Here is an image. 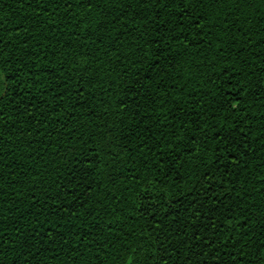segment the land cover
I'll use <instances>...</instances> for the list:
<instances>
[{"label": "trees", "instance_id": "16d2710c", "mask_svg": "<svg viewBox=\"0 0 264 264\" xmlns=\"http://www.w3.org/2000/svg\"><path fill=\"white\" fill-rule=\"evenodd\" d=\"M70 2L67 8L64 0H0V83L12 76L0 88L7 91L0 104L3 264L19 260L24 251H10L13 240L17 246L26 241L31 253L39 249L33 264H126L136 258L132 249L141 247V255L160 256L149 264H198L195 232L203 237L201 248L215 240L203 257L207 264H232L240 239L246 243L245 258L259 264L264 0L214 8L186 4L189 16L206 17L205 35L185 19L176 41L171 9L144 0H93L91 9ZM225 20L234 26L226 28ZM225 81L233 93L245 87L236 97L241 101L236 115L220 111ZM212 128L220 139L232 138L219 165L213 163L222 154L214 151L216 139L201 140ZM194 160L199 169L194 170ZM208 185L207 196L202 195ZM146 194L161 199L149 202ZM61 207L68 211L61 213ZM165 208L172 213L167 219ZM42 209H47L43 215ZM142 209L151 212L143 215ZM246 217L252 221L247 229L237 227ZM89 232L83 243L77 240L76 233L83 239ZM157 233L161 240L171 233V242L154 244ZM225 241L227 247H221Z\"/></svg>", "mask_w": 264, "mask_h": 264}, {"label": "snow or ice", "instance_id": "6c2138e0", "mask_svg": "<svg viewBox=\"0 0 264 264\" xmlns=\"http://www.w3.org/2000/svg\"><path fill=\"white\" fill-rule=\"evenodd\" d=\"M56 3H59V0H55ZM145 3H150L154 8L157 9H163L164 11H167L168 9H171L172 12L169 13V15H171L174 19L177 20V23L175 25H173L171 32L173 34V41L176 40H181L183 33L185 31V25L183 23V21L185 19L188 20L189 23V27L195 28L197 30H199V34L201 36L205 35L204 29L206 28V24H207V19L203 14H198L197 17H191L189 16V7L193 4L195 5H207L209 8H214L216 5H222V4H227V3H234L237 5L246 3L247 0H144ZM92 3L93 0H79V4L81 6H86L89 9H91L92 7ZM189 5V7H185V5ZM64 6L67 8H71L73 5L71 4L70 0H64ZM43 10V9H42ZM110 14V13H109ZM234 14L239 15L238 10H234ZM169 23H171V21H169ZM225 27L226 28H230L233 27L234 24L232 26L228 25L227 20L224 21ZM179 28L180 31L177 32L176 29ZM187 37L184 36L183 40H186ZM183 42V41H182ZM251 42V41H249ZM0 43H3V41H0ZM46 58V57H45ZM152 66L153 67H158V63L156 61L152 62ZM91 69H85V72L90 71ZM223 71V70H222ZM63 72V70L61 69V73ZM49 75H54V73H49ZM223 75L225 77L229 76V72H223ZM236 74L233 73L231 76V79H235ZM58 78V77H57ZM12 79V76L9 75L5 78V81L3 83H0V88H3L6 86L7 82L10 81ZM83 81L81 80L80 83H82ZM225 85L227 86L228 90L225 93V95L221 98V106H220V111H227L228 109H231V112H228V115H236L238 111H240V104L241 101L239 99H237V95L240 93H243L245 91V87L244 86H240L238 88H236L235 93H233V90L231 88V86L228 84L227 81H225ZM60 87H66V83L65 84H61ZM77 91H81V89L79 88V84L77 85ZM221 91H224V89L222 88ZM256 95H258V93H254ZM7 98V91H0V104H3L4 100ZM3 110L0 109V121L3 120ZM205 123H207V121H205ZM240 123H243V120L240 121ZM233 128H235L236 132L239 133L241 132V129L236 125H232ZM211 131L212 135L209 136L208 132ZM220 132L218 130H216L215 128L212 129H206L204 130V135L201 137V140L204 143H208L211 142L213 140V138L216 139L217 141V147L216 149H214V151L216 152H220L222 153L220 156L217 157V159L215 161H213V163L215 165H219L220 161L224 159V155H228V147H229V141L232 139L230 136H225L223 139H220ZM107 141V137L104 138ZM247 137L244 136V138L240 141V147H244V140H246ZM4 140V137L2 135H0V143H2ZM193 143H195V140H193ZM232 144H235V141L232 140ZM107 146L110 148L111 144L108 143ZM185 148H187V144H185ZM75 150V149H73ZM195 152V149H192L191 152L188 153L189 156H192V153ZM92 161L89 160V164H91ZM194 164V170L199 169L200 164L197 161H193ZM228 167H232V165H228ZM14 175V173H13ZM183 178H181L182 180ZM205 179H207V177H205ZM208 188H211V185H208L207 187L204 188V191L202 193V195L207 196V192H208ZM191 191H196V189L190 190V192L187 195L191 194ZM232 191H235V188L232 189ZM61 195H65V193H57L56 196L59 197ZM74 195V193H73ZM210 198V197H209ZM230 198V197H229ZM33 199V205L36 204V200L35 197L32 198ZM47 199H53L52 197H48ZM143 199L152 202V201H158L161 199L160 196H155L153 197L151 194H146ZM77 203L80 204V207H83V201L78 200ZM242 203V201H241ZM155 206V205H153ZM193 208H196V205H193ZM44 211H47V209H42L40 211V214L43 215ZM68 209L61 207L60 212H67ZM142 214L143 215H147L151 212V209H142ZM241 213L244 212V209L241 208L240 209ZM164 212L166 213V215L164 216L165 219H167L168 217L172 216L171 211H169L167 208L164 209ZM79 213V209H76L75 213L72 214H76ZM52 214L55 215L56 214V209L53 208L52 209ZM82 215V213H80ZM153 215V219H156V213H152ZM192 219H194V217H192ZM226 219H231L230 216L226 217ZM60 220H63V215L60 216ZM159 221H157L158 223ZM251 218L250 217H246L244 221H239L237 224V227H243L244 229H247V224L251 223ZM36 223H40L38 220L36 221ZM45 223H48L47 220H45ZM261 223H264V221H262ZM60 225H58L59 227ZM214 229L215 228H219L222 227V225H213ZM17 231H19V229H17ZM154 230H150V235L151 232ZM231 231V229H230ZM3 233L0 232V236H2ZM51 235L53 237L59 235V233H51ZM88 235H91V233H86L85 236L83 237V239L80 238L79 233H76V237L77 240H79L80 243H83L84 240H87ZM238 235H240L241 237H243L244 235H246L245 232H240L238 233ZM171 233H169L167 236H165L164 240L160 239L159 233L156 234V236L154 237V244H158L161 247L163 246L165 241H168L169 243L171 242L170 239ZM48 237L45 236L44 239H47ZM194 238L197 240V243L195 245V247L197 249H199V252L197 253V255L200 257V260L198 262V264H207V260H204L203 257L205 255V253L208 252V249H213L215 246V240H212L211 242H206V247L201 248L200 244H199V240L203 239V237H200L199 232H195L194 233ZM17 239H19V237H17ZM29 239L31 240H35V237H29ZM252 238L249 236L248 240L250 241ZM9 243L12 245L10 251L12 252H17L18 248H22L24 249V251L20 254L19 260L16 259V257H13L12 261L10 262V264H33V260L37 258V256L40 254L39 253V249L37 250L36 253H31V246L26 242V241H21V243L17 246L15 243V240L13 241H9ZM227 243L228 241H225L223 245H221V247H227ZM236 244L238 245V247H236V250L232 256V264H252V260L251 259H246L244 256V249L246 247V243L243 239L237 240ZM151 246V245H150ZM4 248V241L0 240V264H3L4 258H5V252L3 251ZM77 251L79 250L78 248L76 249ZM132 251L135 253V260H128L126 261V264H149V261H156L160 259L159 255L153 254V256L149 257L147 255H141V253H143V247L139 248V249H132ZM157 251H159V249H157ZM219 252V248H215V250L213 251V253L211 254V259L213 261L217 260V253ZM58 258V257H57ZM256 259L259 261V264H264V241H261V247L258 250L257 254H256ZM173 264H177V262H173ZM188 264H192V261L189 260Z\"/></svg>", "mask_w": 264, "mask_h": 264}]
</instances>
